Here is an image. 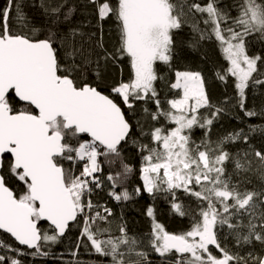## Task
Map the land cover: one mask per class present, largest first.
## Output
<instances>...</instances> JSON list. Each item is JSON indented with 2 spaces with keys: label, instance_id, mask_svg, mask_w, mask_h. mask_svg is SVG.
Masks as SVG:
<instances>
[{
  "label": "snow or ice",
  "instance_id": "6c2138e0",
  "mask_svg": "<svg viewBox=\"0 0 264 264\" xmlns=\"http://www.w3.org/2000/svg\"><path fill=\"white\" fill-rule=\"evenodd\" d=\"M33 7L44 18L38 27L19 0L0 7V231L15 242L0 237V264L49 256L70 226H82L71 255L84 247L110 258L107 264H152L150 251L172 256V264H264V150L250 142L256 133L264 136V125L210 136L234 109L264 118V55L250 53L254 42L264 46V0H86L96 18V31L87 32L73 26L78 8L68 0H37ZM109 20L117 31L112 48L103 31ZM185 27L194 33L192 49L217 42L227 64L215 77L231 82L234 96L214 104L201 71L176 68ZM125 58L130 78L106 93L105 69ZM250 96L261 97L259 110L248 106ZM195 129L204 131L199 142ZM237 142L247 146L243 154L227 150ZM129 144L142 161L143 183L132 192L125 181L133 168L122 156ZM117 160L120 170L113 172ZM249 173L260 178L258 188L247 187ZM105 186L116 202L164 194L191 227L170 233L149 206L146 239L129 234L122 211L114 235L113 209L93 201ZM178 192L196 206L178 202Z\"/></svg>",
  "mask_w": 264,
  "mask_h": 264
},
{
  "label": "trees",
  "instance_id": "16d2710c",
  "mask_svg": "<svg viewBox=\"0 0 264 264\" xmlns=\"http://www.w3.org/2000/svg\"><path fill=\"white\" fill-rule=\"evenodd\" d=\"M23 11L26 13L28 18L32 21L35 26H40L43 23V16L38 7H33L37 4V0H19ZM223 3L231 4L234 0H222ZM6 0H0V7H3ZM86 0H68V4L76 5L78 11L72 17L73 26H79L83 24L84 31H96V18L92 14V10L85 8L84 4ZM235 15V11L232 13ZM203 27V25H201ZM67 28V26H65ZM104 40L106 46L112 48L117 43V31L116 25L113 21L109 20L104 22L103 26ZM194 33H192L189 27H185L177 37L178 49L177 58L175 60L176 68L180 70L190 69L195 71H201L206 79V88L209 93V98L214 104H219L225 97H232L235 95V90L229 82L228 84L221 83L215 77V72L220 70L222 66L227 64L226 60L223 58L222 52L219 49L217 42L205 41L202 42L201 47L198 49H192L188 46V42L193 38ZM250 53H257L264 55V46H261L259 42H254V45L250 47ZM160 72L162 75L166 76L169 80L174 79V73L170 72L165 65H160ZM131 76L130 65L127 58L121 62L119 66H110L105 69L104 72V84L102 90L107 93L108 86L114 82L123 79L127 81ZM89 80L94 79L92 75H89ZM168 92L167 88L162 89V95ZM169 98H171V93H169ZM261 97L257 96L254 100L250 96L248 106L251 107L253 104L257 105V110H259ZM203 111V110H202ZM239 116V120L236 118ZM247 124L253 125H264V118L253 117L246 118L239 109H234L232 112L228 113L215 122L212 128L210 136L213 140L223 137L228 132L236 130L241 127H245ZM204 136V131L202 129H195L193 133V139L199 142ZM252 144L256 146L257 149H261L264 145V136L256 133L251 141ZM227 150L231 153L243 152L246 150L247 146L237 142L236 144L226 146ZM124 162L129 164L133 171L130 173L125 181V186L128 188L129 192L142 185V179L140 176L139 169L141 167L142 161L138 150L131 144L125 147L122 153ZM229 173L232 171V165L229 163L227 165ZM113 172L120 170L119 160L112 166ZM109 172V168L105 165V170L101 175V179L104 178ZM235 179V177H233ZM248 179L251 183L247 185L249 189L254 187L258 188L261 184L260 178L252 173L248 174ZM10 186L17 187L16 182H11ZM119 192L120 189L118 188ZM179 197L178 202H183L186 206L195 207L194 199L184 195L182 192H178ZM93 201L99 202L101 204H107L108 207L113 209L116 214L117 219L113 221L112 229L113 234L118 235L117 226L120 223L118 217L123 212L124 220L127 222V230L129 234L136 235L137 237H144L146 239V234L151 230V218L147 217L146 209L149 206L155 208L156 221L164 225L165 229L170 233L181 234L188 231L191 227V218L189 216L181 217L174 212L171 208V198L165 199L164 194L159 195L153 200L146 192L142 195L135 197L131 201L116 202L112 200L107 195V186L105 189L97 190L93 195ZM44 229H48V224L44 223L42 225ZM81 227L70 226V230L62 237L60 242L52 245L48 251L50 255L44 256H25L21 257L24 264H76L77 259L82 262V264H107L110 258L99 257L94 252L86 250L84 247L80 248L79 256L74 257L71 252L75 251V244L81 232ZM225 231L227 228L225 227ZM0 237H2L8 243L15 244L14 240L10 238L9 235L0 232ZM231 246V243H230ZM21 247V246H20ZM24 248V247H21ZM247 246L245 251H247ZM256 251H259V245L256 246ZM148 259L152 264H172L173 257L169 256L162 258L158 253L149 252Z\"/></svg>",
  "mask_w": 264,
  "mask_h": 264
},
{
  "label": "water",
  "instance_id": "95a60500",
  "mask_svg": "<svg viewBox=\"0 0 264 264\" xmlns=\"http://www.w3.org/2000/svg\"><path fill=\"white\" fill-rule=\"evenodd\" d=\"M0 232H2V231H0ZM8 235V234H7ZM21 247H26V246H21Z\"/></svg>",
  "mask_w": 264,
  "mask_h": 264
}]
</instances>
